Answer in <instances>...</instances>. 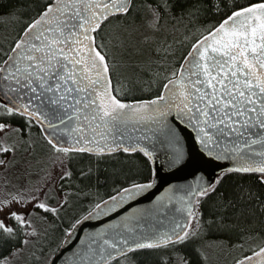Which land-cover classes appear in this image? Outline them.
Here are the masks:
<instances>
[{"label":"snow or ice","instance_id":"snow-or-ice-1","mask_svg":"<svg viewBox=\"0 0 264 264\" xmlns=\"http://www.w3.org/2000/svg\"><path fill=\"white\" fill-rule=\"evenodd\" d=\"M27 7L33 6L17 4L5 13L23 20V26L0 47V165L6 168L15 163L20 150L34 146L33 129L38 128L51 165L60 164L62 174L54 178L45 171L43 183L29 181L0 199V248L7 247L6 253L0 252V264H18L26 250L34 255L28 246L33 237L40 236L37 220H46V214L60 216L69 205L74 189L71 184L65 186V178L71 181L73 172L63 165L73 152L139 153L149 172L141 182L128 183L107 199L90 204L64 229L65 244L82 220L112 211L152 188L159 179L154 165L162 150L163 165L175 168L191 162L194 174L213 161H228L229 167L211 178L201 172L194 182L178 186L179 192L177 186L169 185L166 191L172 195L158 199H166L167 204L177 200L181 208L173 206L168 227L149 223L144 217L153 213L139 210L111 228L106 225L94 232L61 264H134L129 253L175 249L198 240L205 223L223 226L222 217L204 222L194 208L199 207L198 197L216 192L225 172L251 177L238 186V199L252 202L247 211L253 215L254 209L264 215V0H244L243 4L198 0L186 6L178 0H144L143 4L136 0H40L32 15L20 16ZM202 9L223 14L203 25L178 65L165 70L158 94L128 99L120 95L119 86L113 88L111 74L118 63H144L139 59L142 49L133 39L135 27L126 21L143 12L150 31L142 40L147 42L157 39L161 20L173 12L194 19ZM114 27L119 29L115 33ZM160 51L156 45L155 52ZM185 128L199 152L186 149ZM159 211L166 208L160 206ZM181 211L186 212L182 223L176 220ZM193 248L206 262L203 245L194 243ZM49 255L56 256V250L49 249ZM174 255L175 264H197L191 255L178 251ZM44 264L54 261L45 259ZM233 264H264V237Z\"/></svg>","mask_w":264,"mask_h":264},{"label":"trees","instance_id":"trees-1","mask_svg":"<svg viewBox=\"0 0 264 264\" xmlns=\"http://www.w3.org/2000/svg\"><path fill=\"white\" fill-rule=\"evenodd\" d=\"M40 0H0V41L3 39L1 32L6 31L7 26L3 25L1 17H7L5 13L13 5L35 6ZM138 4H143L144 0H136ZM180 4L198 2V0H178ZM210 0H203L208 4ZM225 3L243 4L244 0H224ZM33 7L22 8L20 16L27 18L33 14ZM223 13H216L214 10L202 9L200 14L194 19L188 16L180 17L178 10L173 12L172 17L162 19L160 30L155 33L157 39L151 40V46L143 55V64L128 63L125 68H117L112 72L113 88L119 86L120 95L128 99H149L152 95L158 94L161 78L166 69H171L172 65L179 63V57L189 48L192 37L198 36L203 25L216 21ZM14 17V16H11ZM23 21L18 19V21ZM126 23L135 27V31H150L145 23V14L137 12L134 17ZM146 29H141V28ZM147 32V33H148ZM188 37V38H186ZM99 39V37H98ZM159 45L161 51L155 52V46ZM143 51V50H142ZM140 59V57H139ZM163 61V63H161ZM125 66V65H124ZM13 120V123H20ZM40 131L38 128H35ZM73 172L71 181L65 178V186L71 184L74 189L69 205L60 216L46 214L47 219L53 218V230L62 233L61 239L57 242V251L63 243V236L66 235L64 229L69 226L67 217H73L77 211L84 206V212L88 211L90 202L99 203L101 199L118 192L120 188L126 187L128 183H139L144 176L148 175L149 168L147 161L142 154L113 152L96 156L87 152H73L69 167ZM91 169V172H88ZM86 172V176L81 177L80 172ZM251 181L247 174L239 172H225L222 182L217 185L216 192L210 193L200 200L199 207L194 208L204 222L210 218H223L221 223L208 226L205 223V231L196 241H189L183 245L172 247H160L154 249L137 250L134 253L137 257L135 264H174L177 257L174 251L181 254H188L197 260V264H218L224 256L232 258L230 264L241 255H248L253 244H259L264 237V215L254 209L255 214L247 211V205L251 201L241 202L238 199V186ZM57 183H60L58 181ZM222 193L223 195H219ZM228 201H232L228 204ZM227 204V206H225ZM81 213V214H82ZM80 214V215H81ZM76 217L78 219L80 217ZM46 221V220H44ZM192 228L195 227V219L190 222ZM203 245L207 261L202 256H198L193 248V244ZM20 241H17V247ZM214 250V255L209 253ZM254 250V249H252ZM7 251V247L0 248V252ZM163 256L169 259L164 261ZM53 257V256H52Z\"/></svg>","mask_w":264,"mask_h":264},{"label":"water","instance_id":"water-1","mask_svg":"<svg viewBox=\"0 0 264 264\" xmlns=\"http://www.w3.org/2000/svg\"><path fill=\"white\" fill-rule=\"evenodd\" d=\"M183 132L185 136L186 149L189 151L199 152V146L194 145L190 131L185 128L183 129ZM163 155L164 153L162 150L158 154L154 165L157 167L159 179L153 187L147 189L139 195L134 196L130 200H126L112 211H108L102 215H93L91 218L82 220L81 224L77 226L76 231L72 234L69 242L67 244L62 243L56 251V256L52 257L51 260L54 261V264H61V262L66 258L71 259L72 252L81 247L82 241L87 243L88 237L92 236L94 232L103 230L106 225L111 228L117 222L123 221L126 215L130 217L142 209H149L153 213L151 217L145 216L144 220L149 223H155L158 226L163 225L164 227H168V218L172 216L171 209L173 206H175L177 210L181 208V205L177 200H173V204H167L166 199H158L160 197L166 198L172 195L170 191H166L169 185L177 186L176 191L179 192L178 186L194 182L196 176L200 175L201 172L205 177L211 178L214 172H219L229 167L228 161H213L211 164L205 165L203 168L196 170L194 174V165L191 162L185 164L183 167L177 166L172 168L163 165ZM160 206H164L166 211L160 212ZM160 216H164L165 220L161 221L159 219ZM182 216H186V212L181 211L176 216L177 222H183L181 219Z\"/></svg>","mask_w":264,"mask_h":264},{"label":"rangeland","instance_id":"rangeland-1","mask_svg":"<svg viewBox=\"0 0 264 264\" xmlns=\"http://www.w3.org/2000/svg\"><path fill=\"white\" fill-rule=\"evenodd\" d=\"M1 18L3 25L7 26V28L5 29L6 31L1 32V34H3V39L0 41V47L3 46V42L6 39L11 40L15 37L23 26V21H18L16 17L7 16ZM141 29L146 28L143 27ZM111 30L115 33L119 29L114 27ZM147 32L146 30L140 31L138 29V31L133 33L134 42L143 50L139 55L141 60H143L142 57L147 51V48L151 46V40L147 42L142 40V36L147 34ZM133 59H136V57L134 56ZM126 65L128 64H118L117 68L123 69ZM38 132L37 129H33V136L36 139V144L34 146L29 145L27 151L20 150L17 153L15 163L9 164L6 168L0 165V199L4 198L6 193L14 192L17 188L25 186L29 181L43 183L45 171L51 172L54 178L62 174L60 164H56L54 167L51 165V161L48 159L49 153L46 142L37 136ZM69 161L70 160H65L63 166L68 168ZM5 181H7V183H5ZM58 181L59 180H57V182ZM94 201L95 200L90 202V204H93ZM84 207L77 211L73 217L68 216L66 223L78 217L84 211ZM52 223L53 218L46 219V221L37 220L40 236L38 238L33 237V243L28 246V249L34 251V255H29L28 250H26L23 259L19 261L18 264H44L45 259H52V255H49V249H55L57 242L62 237L61 231L55 232V230H53L54 226ZM209 254L213 256L214 250ZM129 256L131 261L135 264L137 262L135 254H130ZM231 259L232 258H229V256H224L222 261L218 264H230L232 261Z\"/></svg>","mask_w":264,"mask_h":264}]
</instances>
